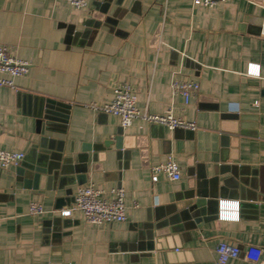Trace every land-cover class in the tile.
<instances>
[{
    "label": "crops",
    "instance_id": "obj_1",
    "mask_svg": "<svg viewBox=\"0 0 264 264\" xmlns=\"http://www.w3.org/2000/svg\"><path fill=\"white\" fill-rule=\"evenodd\" d=\"M263 3L0 0V47L31 63L0 86V149L25 153L0 167V264H217L223 240L264 247ZM190 79L200 87L186 103L171 85ZM118 84L140 108L172 109L197 129L140 118L123 128L89 106ZM170 156L181 178L154 182ZM90 182L126 189V221L60 213ZM220 201L238 203L239 217L215 223ZM31 202L45 211L30 214Z\"/></svg>",
    "mask_w": 264,
    "mask_h": 264
},
{
    "label": "built area",
    "instance_id": "obj_2",
    "mask_svg": "<svg viewBox=\"0 0 264 264\" xmlns=\"http://www.w3.org/2000/svg\"><path fill=\"white\" fill-rule=\"evenodd\" d=\"M75 8H85L89 0H68ZM228 0H194L196 5L214 7L225 4ZM264 8V3H263ZM261 35L264 37V16L261 25ZM31 63L11 56L7 46L0 47V86L7 85L14 87L16 78L27 74ZM249 75L260 76L261 68L259 64L251 63L248 66ZM172 93L180 94L185 102L190 100L199 91V84L195 80H173ZM96 111L110 113L120 118L123 128L129 127L133 120L140 118L149 123L159 124L169 129L184 128L196 130L197 124L193 121L185 120L174 115L173 110L169 109L163 114H153L147 109H142L138 105V94L128 84H118L114 86L113 98L107 103H91L89 105ZM25 158L22 151H10L0 149V167L8 168L10 166H19ZM154 172L152 180H158V174L164 173L171 180H179L182 176L178 163L172 156L165 163L152 167ZM126 189L123 186L114 187L111 190L99 188L95 183L90 182L81 185L77 189L74 205L71 208L61 210L63 216H71L73 212L78 211L82 214L84 220L91 224L102 225L111 222H124L128 219L129 206L126 203ZM134 208L139 204L134 203ZM238 203L220 201V208L215 223L223 219H232L239 217ZM45 211L43 204L31 202L29 213L32 215L41 214ZM217 264H228L231 259L242 257L250 264H264V247L247 246L241 248L228 241H221L217 248Z\"/></svg>",
    "mask_w": 264,
    "mask_h": 264
},
{
    "label": "water",
    "instance_id": "obj_3",
    "mask_svg": "<svg viewBox=\"0 0 264 264\" xmlns=\"http://www.w3.org/2000/svg\"><path fill=\"white\" fill-rule=\"evenodd\" d=\"M25 159V158H24ZM24 161V160H23ZM23 161L21 162V164L20 165H23ZM19 165V166H20ZM219 208H220V202H219ZM219 208H218V213H219Z\"/></svg>",
    "mask_w": 264,
    "mask_h": 264
}]
</instances>
